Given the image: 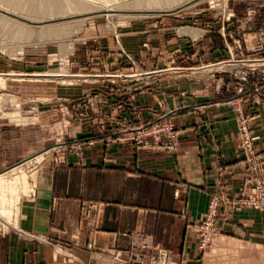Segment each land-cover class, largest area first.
<instances>
[{"label": "crops", "instance_id": "1", "mask_svg": "<svg viewBox=\"0 0 264 264\" xmlns=\"http://www.w3.org/2000/svg\"><path fill=\"white\" fill-rule=\"evenodd\" d=\"M183 31L177 37L136 26L121 33L120 46L135 62L114 58L110 70L137 74L79 95L92 110L81 121L74 112L78 96L55 93L40 107L51 119L63 102L75 104L68 140L79 141L81 150L73 142L67 153L44 159L33 183L25 169L31 150L25 131L0 127V175L23 168L15 191L5 195L10 218L0 219V264H126L130 253L156 248L173 264H264L262 212L223 206L220 234L203 252L191 230L213 195L237 196L245 174L229 99L257 113L251 129L264 175V50L208 48V31ZM244 74L245 80L234 77ZM160 119L180 132L173 151H145L117 138Z\"/></svg>", "mask_w": 264, "mask_h": 264}, {"label": "rangeland", "instance_id": "2", "mask_svg": "<svg viewBox=\"0 0 264 264\" xmlns=\"http://www.w3.org/2000/svg\"><path fill=\"white\" fill-rule=\"evenodd\" d=\"M128 1L100 0L101 3L93 2V8L86 12L60 13L41 20L19 15L0 4V18L20 23L32 32L54 26L62 29L60 36L49 37L0 27V127L10 123L25 131V141L31 142V150L25 158L29 179L30 176L34 179L44 159L60 151L65 154L73 142L80 143L68 140L75 118L71 109L75 104L63 102L57 116L51 119L41 116V106L49 103L55 93L78 96L81 103L74 106V112L81 121L92 110L88 99L83 101L85 96L79 95L107 80L137 74L110 70L109 63H113L114 58L135 62L120 46L121 33L138 26L167 29L177 37H184L180 34L184 28H194L208 31L203 38L208 48L237 51L234 54L261 47L260 51L264 50V0H137L138 7L126 8L124 3ZM121 61L124 65V60ZM191 66L199 67L200 63ZM57 75L60 78L57 79ZM10 170L21 171L19 176H23L21 165ZM12 176L0 184V207L4 209L8 203L5 195L15 191V178H19Z\"/></svg>", "mask_w": 264, "mask_h": 264}, {"label": "built area", "instance_id": "3", "mask_svg": "<svg viewBox=\"0 0 264 264\" xmlns=\"http://www.w3.org/2000/svg\"><path fill=\"white\" fill-rule=\"evenodd\" d=\"M262 50L261 48L254 49ZM256 70L251 67L250 72ZM235 78L245 80L244 76L234 75ZM263 86V85H262ZM257 87L256 91H258ZM241 92V89H240ZM235 114L236 134L238 147L242 154L245 174L241 180L238 194L234 197L226 195H213L208 203L202 219L191 225V230L196 234L197 249L206 251L220 234L216 226V219L220 209L225 206L230 209H251L264 213V175L262 159L255 147L258 137L252 133L251 125L257 118L256 112H245L241 99L233 98L227 102ZM179 130L169 119H160L149 124L136 127L118 136L119 141L128 142L145 151H173L178 144ZM74 150L80 153L81 145L75 144ZM126 264H173L167 251L154 249L150 254L142 251L130 253Z\"/></svg>", "mask_w": 264, "mask_h": 264}, {"label": "bare ground", "instance_id": "4", "mask_svg": "<svg viewBox=\"0 0 264 264\" xmlns=\"http://www.w3.org/2000/svg\"><path fill=\"white\" fill-rule=\"evenodd\" d=\"M97 1L100 2V0H0V4H3V6L5 5L6 8H10L11 10L17 12L19 15L26 16L30 19H40L41 20L43 18L56 16L57 14H60V13L86 12L92 9L93 2L95 3ZM163 1L171 2L173 0H163ZM138 2L139 1L137 0H129L128 2L124 3V6L126 8L127 7H133V8L138 7L139 6ZM0 27L3 29H7V30L9 29L8 31L13 30L15 32H19V33L26 34V35L36 34L37 36L45 35L49 37L51 36L54 37V36H57L58 34L59 36L62 34L60 33V30L62 29L58 28L57 26L49 27V28H42L36 32H32L30 28H26L20 25V23L14 24L10 20L7 21L2 18H0ZM79 29L80 28H78V30ZM1 75H4V74H1ZM19 173H21V171L13 172L12 170L6 173H2L0 175V184H2L6 179H10L11 177H13L12 175L20 177ZM7 209H9L10 211V208H7ZM7 209H3V208L0 209V219L8 220L10 218V213Z\"/></svg>", "mask_w": 264, "mask_h": 264}]
</instances>
